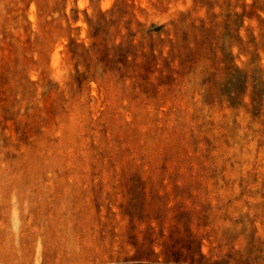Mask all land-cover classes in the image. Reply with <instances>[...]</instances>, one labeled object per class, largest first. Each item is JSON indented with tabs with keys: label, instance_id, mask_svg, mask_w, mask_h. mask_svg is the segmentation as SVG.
I'll return each instance as SVG.
<instances>
[{
	"label": "rangeland",
	"instance_id": "obj_1",
	"mask_svg": "<svg viewBox=\"0 0 264 264\" xmlns=\"http://www.w3.org/2000/svg\"><path fill=\"white\" fill-rule=\"evenodd\" d=\"M143 238L264 264V0H0V264Z\"/></svg>",
	"mask_w": 264,
	"mask_h": 264
},
{
	"label": "trees",
	"instance_id": "obj_2",
	"mask_svg": "<svg viewBox=\"0 0 264 264\" xmlns=\"http://www.w3.org/2000/svg\"><path fill=\"white\" fill-rule=\"evenodd\" d=\"M110 14L111 15H114V14L123 15L125 14V11L121 8H116L114 11H111ZM112 50H114V53H112L111 58L116 57L118 55L116 54V52H119L120 48L118 47ZM75 53L76 52L71 51L72 56H77V54ZM100 59L110 60L108 59L107 54H102ZM154 60H155V57L152 53H148L147 55H145V60L142 63L143 66L145 67L144 69L145 72H151V68H152V64L154 63ZM164 64L165 66H167L166 63ZM148 238H149V233L147 234L145 239H148ZM145 239L143 238L140 243H138L137 245H133L132 246L134 249L133 255L129 259H125L123 261H132L134 262V264H152L153 262L147 259V257L152 254V251L148 248V243L145 242ZM160 254L163 257L162 264H169L170 262H172V264H184L186 263L185 262L186 260L189 261L188 262L189 264H201L202 263L201 260L203 259L202 255L198 251L191 252L181 257L180 255L176 254V251L173 245L167 246L163 242L161 243ZM194 256L197 257L196 260H194L193 258Z\"/></svg>",
	"mask_w": 264,
	"mask_h": 264
}]
</instances>
